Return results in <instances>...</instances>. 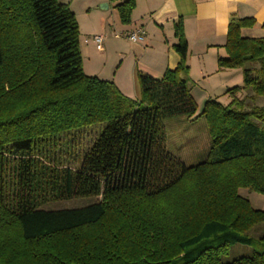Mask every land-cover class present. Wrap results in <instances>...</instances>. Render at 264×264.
Here are the masks:
<instances>
[{
  "label": "trees",
  "instance_id": "obj_1",
  "mask_svg": "<svg viewBox=\"0 0 264 264\" xmlns=\"http://www.w3.org/2000/svg\"><path fill=\"white\" fill-rule=\"evenodd\" d=\"M113 1L130 23L135 0ZM255 24L230 20L218 65L242 68L243 84L227 90L228 105L206 101L211 145L186 165L163 126L197 111L182 19L177 67L162 78L139 73L133 100L85 72L68 4L0 0V264H264V209L240 193L264 194V37L241 34ZM95 126L79 167L59 161L66 135ZM82 197L98 200L44 208ZM235 244L254 251L225 261Z\"/></svg>",
  "mask_w": 264,
  "mask_h": 264
},
{
  "label": "crops",
  "instance_id": "obj_2",
  "mask_svg": "<svg viewBox=\"0 0 264 264\" xmlns=\"http://www.w3.org/2000/svg\"><path fill=\"white\" fill-rule=\"evenodd\" d=\"M61 1L69 5L78 20L83 58L87 56L85 72L113 81L133 100L141 97L139 73L162 78L167 69L177 67L181 57L174 44L178 41L175 23L179 19L183 20L189 44L187 64L195 96L199 92L204 96L198 84L211 83L212 76L216 77L217 88L223 93L243 81L242 68L220 69L218 65L219 58L227 56L225 44L232 17L255 19V26L242 28L244 37H264V0H135L130 23L122 22L115 7L118 1ZM140 26L147 32L143 42L114 36L115 32H129ZM96 34L107 38L103 50L93 41ZM220 92L207 94L220 96ZM244 196L253 207L264 209V194L248 192Z\"/></svg>",
  "mask_w": 264,
  "mask_h": 264
},
{
  "label": "rangeland",
  "instance_id": "obj_3",
  "mask_svg": "<svg viewBox=\"0 0 264 264\" xmlns=\"http://www.w3.org/2000/svg\"><path fill=\"white\" fill-rule=\"evenodd\" d=\"M120 39V38H118ZM87 62V56H84ZM192 80V79H191ZM211 83L198 84V89L204 93V96L193 95L197 103V111L194 116L188 117L186 115H177L166 118L163 121V126L166 134V144L168 151L182 160L186 165H195L206 159L207 152L211 145V136L209 132V125L206 118L202 115L205 108V103L209 99H216L223 105H228L232 97L228 93H223L219 90L218 81L216 77L212 76ZM243 81L241 82V85ZM215 85V86H212ZM236 85H233L234 87ZM192 89V87H191ZM211 92L216 95L217 91L220 96L210 97L207 93ZM227 92V91H226ZM253 93L252 89L241 91L237 94L239 98H244L248 94ZM135 100V99H134ZM264 102V97H260L258 104ZM99 127H89L78 131H73L72 134L66 135L60 147L56 150L55 155L59 161H63L65 165L72 167H79L89 144L98 134ZM241 195L248 194L247 189H240ZM97 197H82L68 200L51 201L44 205L47 209H61V208H77L86 206L92 202L97 201ZM254 251V246L246 244H235L230 248V251L223 258L225 261H231L241 256L251 255Z\"/></svg>",
  "mask_w": 264,
  "mask_h": 264
},
{
  "label": "built area",
  "instance_id": "obj_4",
  "mask_svg": "<svg viewBox=\"0 0 264 264\" xmlns=\"http://www.w3.org/2000/svg\"><path fill=\"white\" fill-rule=\"evenodd\" d=\"M146 30L140 26L138 28H136L133 31H129V32H115L114 36L116 38H127L128 40L132 41V42H143L146 38ZM106 36L102 35V34H96L93 36V41L95 42L97 48L99 50H103L104 49V43L106 40Z\"/></svg>",
  "mask_w": 264,
  "mask_h": 264
}]
</instances>
